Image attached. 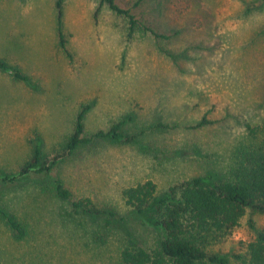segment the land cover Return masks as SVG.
<instances>
[{
	"label": "rangeland",
	"instance_id": "374dc122",
	"mask_svg": "<svg viewBox=\"0 0 264 264\" xmlns=\"http://www.w3.org/2000/svg\"><path fill=\"white\" fill-rule=\"evenodd\" d=\"M56 1L0 0V59L29 80L0 71V178L20 170L35 140L41 167L61 156L51 174L0 180V206L24 232L0 217V264H122L128 238L150 250L165 237L125 205L123 189L152 181L161 195L198 176L219 182L239 146L264 144V0H115L169 40L138 29L128 37L100 0H63L67 53ZM82 108L86 136L126 121L135 142L96 139L66 155ZM53 178L112 216L74 213ZM263 229L264 215L249 209L205 251L230 257Z\"/></svg>",
	"mask_w": 264,
	"mask_h": 264
},
{
	"label": "trees",
	"instance_id": "16d2710c",
	"mask_svg": "<svg viewBox=\"0 0 264 264\" xmlns=\"http://www.w3.org/2000/svg\"><path fill=\"white\" fill-rule=\"evenodd\" d=\"M62 2L57 0V38L61 51L67 53L66 38L62 32ZM115 15L122 17L127 24V36L131 37L135 30L154 36L170 39L140 24L127 10L121 8L115 0H100ZM0 71L10 75L14 80L29 83L28 77L19 69L11 67L0 59ZM86 108H82L75 116L73 130L64 145L63 153L70 155L82 145L93 140L109 139L119 143L135 142L122 132L126 121L113 124L107 131L99 130L91 136L84 132ZM206 122L196 125L201 127ZM60 155H54L43 167L40 141L32 145L31 158L15 174L0 178L5 185L12 186L20 179L31 174H51L58 164ZM55 196L71 205L76 214L88 216H112L111 212L98 209L93 202L86 199H75L62 183L52 179ZM125 205L137 216L143 218L154 228L165 234L163 240L153 249L147 250L128 238L120 252L122 264H258L264 262V229L257 232L255 238L246 243L240 253L230 257L209 255L205 251L208 238L228 233L239 226L247 210H255L264 215V144L239 146L234 155L233 166L219 182L211 174L198 176L182 181L170 187L164 194L157 193L152 181H144L122 190ZM0 217L6 226L18 238L24 232L18 221L0 206Z\"/></svg>",
	"mask_w": 264,
	"mask_h": 264
}]
</instances>
